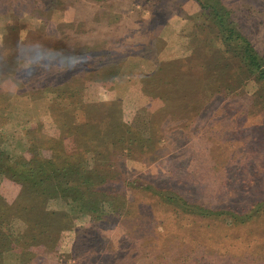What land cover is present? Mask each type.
Returning a JSON list of instances; mask_svg holds the SVG:
<instances>
[{
  "label": "rangeland",
  "instance_id": "obj_1",
  "mask_svg": "<svg viewBox=\"0 0 264 264\" xmlns=\"http://www.w3.org/2000/svg\"><path fill=\"white\" fill-rule=\"evenodd\" d=\"M221 1L264 59V0ZM199 2L0 0V150L11 161L30 148L50 157L58 141L93 166L98 147L112 156L131 130L150 137L136 157L112 158L103 186L122 194V214L104 205L93 221L49 199L50 249L24 237V219H0V264H264L244 252L248 231L264 249V81ZM70 82L83 93L63 92ZM119 106L126 127L114 139L108 118ZM85 138L96 152L81 160ZM20 191L0 174V216L36 203ZM200 205L208 210L190 211ZM233 212L253 218L235 228Z\"/></svg>",
  "mask_w": 264,
  "mask_h": 264
},
{
  "label": "trees",
  "instance_id": "obj_2",
  "mask_svg": "<svg viewBox=\"0 0 264 264\" xmlns=\"http://www.w3.org/2000/svg\"><path fill=\"white\" fill-rule=\"evenodd\" d=\"M199 1L201 6L204 8H206V6L208 7L206 8L208 9V19L215 26L218 35L221 34L222 41L224 40L225 44H229L230 40L241 42L240 44L237 43L238 46L233 50V54L237 56L243 66H245L243 69L248 73L253 74L257 81H264V59L259 55L255 48L245 40L246 37L242 35L238 29L235 30L236 26L234 25L236 24L231 19L232 15L225 8L223 2L221 0ZM56 3L57 0H51V5ZM204 15H206V12ZM242 64H240L241 67H243ZM94 76H97V74L95 73ZM83 86L84 85L82 84L70 82L63 87V92L80 94L81 91L83 93ZM49 87H53V85H50ZM56 87L57 86H55V89L57 90ZM214 88L215 85L210 90V94L216 92ZM216 89L218 90V88ZM111 110L109 113L111 118H108V124L112 126L113 129L111 128V130L108 131V135L116 139L115 137L117 136L114 135L115 129L121 128V130H123L126 126L122 121L123 112L120 106L117 108L114 107V109L111 108ZM97 139L100 141L99 137H97ZM91 140V138L84 139V142L82 143L83 148H81L84 153L80 154L81 160V156L87 158L92 152V158L94 157L96 151L94 152V150H91L88 145V142H92ZM149 140L150 137H145L140 131L136 132V130H131L128 139H120V144L122 143V146H115L112 156L105 151L102 153L103 150H100L98 147V151L100 152L95 156L96 158H93L95 159L94 162H97L98 165L93 164V166H90L89 160L86 162L84 159L83 163L80 165L78 159L73 160V158H78L75 156L76 154H71L63 148L55 147L60 143L58 141H54L55 146L52 149L50 157L47 158L43 157L42 154H38L34 148V152L30 153V150L32 151L30 148L29 157H20L11 161V159L0 150V174H2L8 181L20 185V194L22 197L31 198L36 201V203L33 204L25 214H22V212H13V215H11V213L3 211L2 216H0L1 222L4 223L14 217V215L15 217L19 216L26 222L27 229L33 231L29 234L25 233L28 237H24L31 243H36V240L45 238L46 248L50 249V246L52 247L55 242V237L52 233L49 234L51 229L45 230V228L51 225L49 221L54 219L52 218L53 213L46 212L48 215L46 214L44 216L42 213L43 203L49 199L57 197L61 198L67 204L71 205L77 213L88 214L93 221L95 217L99 216L104 205L108 206L111 215L118 216L122 214L125 206V200L122 199V194L117 192L119 190L111 191L103 186L104 184H108L114 178L113 167L111 166L112 158L118 156L136 157L138 149L147 147L144 143ZM149 147H151V145H149ZM121 148H123L125 152H122ZM107 166L109 168L107 172H110V169L112 168V173L109 175L101 170ZM155 195H158V199H163L161 198V194L156 193ZM164 200L168 202L170 201L169 203L171 205L181 208L186 205L170 195H164ZM160 203H163V201ZM204 210L208 209L200 205L196 206V209H191L190 211L198 215ZM208 213L216 215L215 212ZM233 214L234 216H231V219H233L231 220L232 224L230 225L235 228H239L242 224H245L253 218L252 214H241L239 212H233ZM68 215L66 214V219L71 218L69 217L70 215ZM255 216H257V213ZM44 235H47V237H43ZM254 236L255 235L252 232L248 231V236L245 237V241L250 250L244 252L249 253V255L252 256L253 261H264V249H258L257 247L253 248L257 242L253 244L249 237L253 239L257 238ZM0 238H8V236L1 233ZM260 238H262V235H259V238L257 239L260 241ZM28 252H26V256L29 257ZM22 256L25 257V253H23Z\"/></svg>",
  "mask_w": 264,
  "mask_h": 264
}]
</instances>
